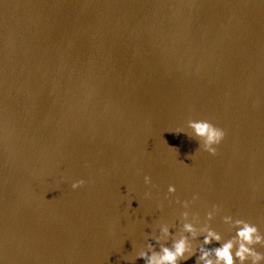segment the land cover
Listing matches in <instances>:
<instances>
[{
    "label": "water",
    "instance_id": "95a60500",
    "mask_svg": "<svg viewBox=\"0 0 264 264\" xmlns=\"http://www.w3.org/2000/svg\"><path fill=\"white\" fill-rule=\"evenodd\" d=\"M194 194L264 233V0H0V262L144 264Z\"/></svg>",
    "mask_w": 264,
    "mask_h": 264
},
{
    "label": "clouds",
    "instance_id": "9594fccd",
    "mask_svg": "<svg viewBox=\"0 0 264 264\" xmlns=\"http://www.w3.org/2000/svg\"><path fill=\"white\" fill-rule=\"evenodd\" d=\"M186 129H176L174 132L183 133L195 140L198 149L211 156L217 154V147L225 138V131L208 120L189 119ZM150 182V177L144 176V183ZM84 183L83 180H76L71 188L79 189ZM167 192L174 195L176 187L169 185ZM197 200L196 194L191 200H177L176 203L183 209L178 223H157L151 228L147 242L136 251L133 259H141L144 264H181L193 257L195 264H264V252L257 250V247L264 248V233L255 224L232 215H223L222 223L230 233L226 238L209 223L221 213V209L213 205L202 221L199 214L190 211ZM149 240L155 243H150ZM210 245L217 246L209 247Z\"/></svg>",
    "mask_w": 264,
    "mask_h": 264
}]
</instances>
